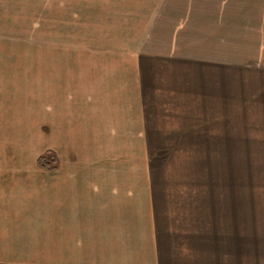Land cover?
Here are the masks:
<instances>
[{
    "label": "rangeland",
    "instance_id": "1",
    "mask_svg": "<svg viewBox=\"0 0 264 264\" xmlns=\"http://www.w3.org/2000/svg\"><path fill=\"white\" fill-rule=\"evenodd\" d=\"M196 7L0 0V166H33L55 140L56 110L69 105L85 126L70 134L78 151L64 167L124 169L116 181L125 189L154 194L150 221L137 218L138 256L110 254L119 239L103 255L94 245L97 255L56 263L264 264V145L242 112L229 121L212 108V65L197 60L211 42L195 38L203 19L212 22Z\"/></svg>",
    "mask_w": 264,
    "mask_h": 264
},
{
    "label": "crops",
    "instance_id": "2",
    "mask_svg": "<svg viewBox=\"0 0 264 264\" xmlns=\"http://www.w3.org/2000/svg\"><path fill=\"white\" fill-rule=\"evenodd\" d=\"M196 4L195 15L211 17L212 22L210 26L203 19L195 37L211 42V54L197 60L212 65V108L229 121L242 112L244 127L258 128L259 139L254 142L264 145V0H196ZM57 75L63 80L61 86L70 81L64 71ZM69 111H75L74 107L56 110L63 118L51 130L55 140L45 150L57 154L58 168H42L38 158L31 167L0 166V264L45 260L69 264L60 259L56 263L57 257L97 255L91 251L94 245L103 255L119 239V251L110 254L138 256L144 236L137 233V218L150 221L154 194L149 190L140 194L133 184H126L125 189L116 181L123 179L124 169L73 162L64 167L69 163L67 152L73 147L78 151L70 134L85 126ZM140 196L146 200L147 213L140 207ZM119 222L124 226L118 227Z\"/></svg>",
    "mask_w": 264,
    "mask_h": 264
},
{
    "label": "trees",
    "instance_id": "3",
    "mask_svg": "<svg viewBox=\"0 0 264 264\" xmlns=\"http://www.w3.org/2000/svg\"><path fill=\"white\" fill-rule=\"evenodd\" d=\"M37 163L40 167L45 169L58 168L60 165L58 156L53 150H47L40 155L37 159Z\"/></svg>",
    "mask_w": 264,
    "mask_h": 264
}]
</instances>
